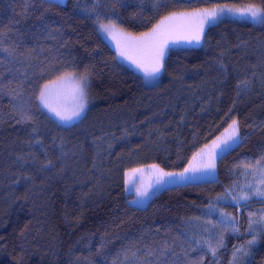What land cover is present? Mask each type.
Here are the masks:
<instances>
[{"label":"trees","instance_id":"16d2710c","mask_svg":"<svg viewBox=\"0 0 264 264\" xmlns=\"http://www.w3.org/2000/svg\"><path fill=\"white\" fill-rule=\"evenodd\" d=\"M261 2L0 0L5 46L16 49L0 53V73L5 82L15 73L9 88L20 93L0 96V264H147L165 243L182 264L186 241L215 246L221 236L204 264H264V223L249 231L264 200L217 205L238 233L218 224L219 213L204 215L217 197L256 186L264 168V22L220 19L199 44L170 48L155 83L118 58L97 22L140 34L173 12ZM65 73L88 74L87 109L70 125L39 103L41 86ZM18 105L31 121L17 123ZM233 119L240 141L218 158L215 179L165 188L144 207L129 202L126 170H182ZM253 236L247 254L236 253Z\"/></svg>","mask_w":264,"mask_h":264},{"label":"snow or ice","instance_id":"6c2138e0","mask_svg":"<svg viewBox=\"0 0 264 264\" xmlns=\"http://www.w3.org/2000/svg\"><path fill=\"white\" fill-rule=\"evenodd\" d=\"M161 0H157L159 4ZM227 12H238L242 16H250L254 20L259 19L261 22H264V0L261 4L248 3L242 7L222 5L217 6L213 9H202L197 10L193 13H175L164 17L159 24H157L150 32L142 33L139 37L127 35V42L124 47L120 49V55L131 60L141 68L146 75L154 76L159 73L163 67L162 61L164 57L165 48L168 46L170 41L173 40H185L189 43L195 41L199 44L203 31L204 25L214 23L218 20L219 16ZM99 28L102 31L109 32L110 34H115L117 31V26L112 23H100L98 19ZM8 39V35L3 29H0V53H5L7 57H15L16 49L15 47H6L5 41ZM25 59H28L26 56ZM23 61H21L22 63ZM3 63V60H0V64ZM11 71V70H9ZM17 72L19 69L16 70ZM15 79V73H12V79L5 82L4 76L0 73V96L8 94L12 97L13 100L19 96V92L16 89H10L9 86L12 84ZM63 80H74V75L72 73H65L64 76L59 78ZM45 84L39 93L40 103L48 108L49 111L54 112L61 121L71 120L73 117H79L86 107V87L88 84V74L85 73L81 75L78 81H75L76 87L74 92V99L77 101L71 114H67L64 111L59 110L57 107H54L50 101V89L53 84ZM248 81H242L241 84L247 85ZM240 85H238L239 87ZM18 110L20 113V119L17 123H24L32 120L30 113L25 111L23 105H18ZM229 135L227 140L224 142L225 145H228V142L237 143L240 140L239 137V127L238 122L233 119L232 123L229 125ZM36 143L41 144L42 141L37 140ZM220 145L217 141H213L212 150L208 153L207 160L198 163V164H189V167L185 168L183 172H165L163 169H159L158 166L152 165V169L156 172L157 175V184H163L164 177L175 178L178 177L180 181H186L190 179L188 173L197 172L200 170H208L215 168V160L219 153L215 151ZM203 152V149L201 150ZM200 155V153H197ZM264 159V157H261ZM193 160H196V156L193 157ZM261 160H257L256 164L259 166ZM51 162L49 161V165ZM142 169H132L131 172L134 174L136 172H142ZM140 195H146V192H140V189H137ZM225 197H229L235 204L239 205L241 202H247L251 198H259L264 200V168L259 170V179L256 183V186L251 184L247 185V190L241 189L239 193L226 192L224 197H217L216 200L208 205L207 211L204 213L205 216L211 217L214 214L219 213L218 224L223 227H231L234 232H239L238 227L236 226L237 222L235 217H230L227 214L223 213L217 207ZM254 214H249V231L254 232L253 225L264 223V214L260 215L258 219H253ZM206 223L211 224V220L206 221ZM215 227V225H213ZM208 231L207 229H205ZM188 243V248L183 251L182 264H204L205 254H210L212 257H215L217 249L223 246L222 236L216 240L215 246L212 243L211 239H197L193 237ZM255 243V237L253 236L252 240L247 241V245H242L236 248V253L247 254V246H251ZM158 253V254H157ZM191 253H197L196 256H192ZM135 255V253H133ZM147 257H154L153 260H148L147 264H175L176 259L179 254L175 252L174 248L168 246L165 243L159 250H149L146 253ZM169 256L171 258L169 259ZM235 259V253H234ZM118 264V262H114Z\"/></svg>","mask_w":264,"mask_h":264},{"label":"rangeland","instance_id":"374dc122","mask_svg":"<svg viewBox=\"0 0 264 264\" xmlns=\"http://www.w3.org/2000/svg\"><path fill=\"white\" fill-rule=\"evenodd\" d=\"M46 1L49 2V3H56V4H64L66 2V0H46ZM229 6H233V5H229ZM236 7L239 8L241 6H236ZM214 8H217V7H214ZM202 9H209L210 10V9H213V8H201V9H197V10H202ZM197 10L187 11V12H183V13H193V12H196ZM224 17H233V18L246 19V20H249V21H252V22H255V23H260L261 22V20H259V19L254 20L250 16H242L238 12L233 13V12H227V11H225L223 14H221L217 21H219L220 19H222ZM160 21L158 23H156L152 28H154L157 24H159ZM216 22L204 25V31H203L201 40H202V38H203V36L205 34L206 29L210 25L215 24ZM109 23L115 24L117 26L116 33L115 34H110L109 32L102 31V30H100V32L102 33L103 37L112 44V47L115 50L118 58L120 60H122L124 63H126L129 67H131L132 69L137 71L139 74H141L142 78L146 82L155 83L156 80L161 75L163 67L161 68L159 73L155 74L154 76H149V75H146V73L141 68L137 67V65L135 63H133L131 60L127 59L124 56H121L120 55V49L125 46V44L127 42V35L130 34V33L124 31L116 23H113V22H109ZM152 28H150L149 30H147L146 32H143V33L150 32L152 30ZM141 34L142 33H140V34H131V36L139 37ZM195 44H197L195 41H192L191 43H189V42H187L185 40H173V41H170L168 46L165 48L162 64H163L164 59H165V57H166V55L168 53V50L170 48L176 47V46H180V45L181 46H186V45H195ZM72 74L74 75V78H75L74 80H63V81H61L59 78L65 75V74H63V75L55 78L54 80L45 83V84H52V82H54V81L56 82L55 84L52 85V87L50 89V101H51V103L53 104L54 107H57L59 110L64 111V112H66L69 115L71 114V112H72V110H73V108H74V106H75V104L77 102L74 99V92H75V87H76L75 81H78L79 77L81 76V74H78V73H72ZM42 88H43V85L41 86V88L39 90V93H40ZM85 91H86V94H87L86 95V107H85L84 111L81 113V115L79 117H73L71 120H68V121H61L59 119V117H57L55 115L54 112L50 111V113L54 117L56 116L57 119L59 121H61L63 124H65V125H70L73 122H76V121L80 120V118L84 115V113H85V111L87 109V106H88V96H89V94H88V84H87V87H86ZM39 103H40V100H39ZM41 106L44 107L42 104H41ZM229 125L218 136H216L208 144L204 145L201 149H199L190 158L188 164L185 166V168H187V167H189V164H198V163H201V162L207 160L208 153L210 152V150H212V147H213V141H217V143L220 146L215 149V151L217 153H219V155L217 156V158L215 160V168L214 169L200 170V171H197V172H191L190 171L188 173V176L190 177V179H188L186 181H180L178 177H175V178L164 177V181H166V182L163 183V184H157L156 183L157 175H156V172L151 167L152 165H156V166H158L159 169H163L158 164L152 163V164H147V165L134 167V168L126 170L125 173H124V185H125L126 192L130 195L129 202L132 205H135V206H138V207H144V206L147 205V203L149 202L150 198L153 195L159 193L160 191H162L165 188H168V187H171V186H175V185L187 184V183H191V182H202V181H209V180L215 179L216 176H217L216 164H217L218 158L239 143V142L232 143L231 141H229L228 145L227 146L225 145L224 142L227 140L228 135H229V131H230ZM238 127H239V125H238ZM239 137H240V131H239ZM202 149H203V152H201ZM197 153H200V155H197ZM194 156H196V160L195 161L193 160ZM185 168H183L182 170H177V171H169V170H165V169H163V170L165 172H177V173H179V172H183ZM132 169H142L143 171L142 172H136V173L133 174L131 172ZM258 179H259V175L257 176L256 183H257ZM138 188L140 189V192H146V195H140L138 193V191H137Z\"/></svg>","mask_w":264,"mask_h":264}]
</instances>
